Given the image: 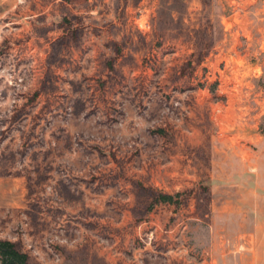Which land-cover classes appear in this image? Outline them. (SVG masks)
Masks as SVG:
<instances>
[{
    "label": "rangeland",
    "instance_id": "1",
    "mask_svg": "<svg viewBox=\"0 0 264 264\" xmlns=\"http://www.w3.org/2000/svg\"><path fill=\"white\" fill-rule=\"evenodd\" d=\"M263 161L264 0H0V239L29 264H247Z\"/></svg>",
    "mask_w": 264,
    "mask_h": 264
},
{
    "label": "crops",
    "instance_id": "2",
    "mask_svg": "<svg viewBox=\"0 0 264 264\" xmlns=\"http://www.w3.org/2000/svg\"><path fill=\"white\" fill-rule=\"evenodd\" d=\"M254 171H255L254 172L255 175L250 176L249 178L250 179L249 181L253 183V185L249 188V190L251 191L250 192L251 200L253 201L254 204V215H256L257 217L258 215L264 216V161H263L262 174L259 173L258 169L257 170L254 169ZM254 230L256 232L259 231L264 232V220L262 223L256 221L254 224ZM260 240L257 238L256 235L255 238L251 240V243L255 248V250H253L251 256L249 257L247 264H264V259L260 258L261 252L258 251L259 246H264V233H263V239Z\"/></svg>",
    "mask_w": 264,
    "mask_h": 264
},
{
    "label": "trees",
    "instance_id": "3",
    "mask_svg": "<svg viewBox=\"0 0 264 264\" xmlns=\"http://www.w3.org/2000/svg\"><path fill=\"white\" fill-rule=\"evenodd\" d=\"M159 199L162 203L171 202V197L168 195H160ZM0 264H29V262L27 255L13 242L0 239Z\"/></svg>",
    "mask_w": 264,
    "mask_h": 264
}]
</instances>
